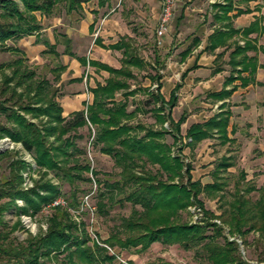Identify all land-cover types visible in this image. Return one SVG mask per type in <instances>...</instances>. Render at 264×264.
<instances>
[{
	"label": "trees",
	"instance_id": "obj_1",
	"mask_svg": "<svg viewBox=\"0 0 264 264\" xmlns=\"http://www.w3.org/2000/svg\"><path fill=\"white\" fill-rule=\"evenodd\" d=\"M88 1L19 0L23 6L19 11L15 1L0 0V44L42 29L34 12L48 17L60 5L65 13H78L82 10V3ZM212 8L215 15H226L231 10V1L215 3ZM250 27L253 31L255 24ZM229 37L214 30L208 37L207 49L225 45ZM59 42L64 46L63 53L73 57L70 41L63 34L60 41L48 46L44 54L59 59L55 50ZM113 48L120 46L117 43ZM188 52L186 50L183 56ZM78 60L82 65L87 63L83 58ZM121 63L118 69L94 63L106 70L109 76L104 84H97L91 89L93 99L85 109L74 111L67 117L62 115L57 90L52 88L50 82L39 79L34 72L27 70L21 59L10 66L8 75H1L0 95L3 98L0 100V118L6 119L7 123L0 121V138L6 137L20 144L32 157L36 167L32 171L21 158H11V153L6 150L0 152V264H107L114 261L106 248L97 242L88 245L90 239L84 224L80 222L78 225L71 216V211L78 207V195L83 191L80 184L91 182L85 176L89 165L84 150L77 145L82 138L79 130L86 128L91 134L90 126L94 128L91 134L93 144L99 152L111 157L119 169L117 180L103 183V189L98 194L97 212L105 217L107 204H112L116 196L119 204L127 202L131 205L130 214L114 227L105 244L141 253L159 242L177 245L186 251L194 250L196 254L203 255L207 264H251L242 259L234 242H227L221 237V228L211 221L216 215L204 209L199 198L204 194L209 199L223 200L224 179L221 174L233 166L232 160L222 157L217 162L210 174V183L201 184L193 180L191 165L184 161L181 154V125L185 116L181 115L177 121L171 117L180 84L174 85L169 98L165 100L159 93V77L154 75L155 92H150L148 96L154 104L152 111L160 127L155 129L139 123L131 125L135 113L126 109L127 98L134 95L128 83L133 78L129 68H142V64L129 51ZM65 68L59 60L56 61L51 69L54 82L60 81ZM119 92L122 99L118 100L116 95ZM230 92L221 91L212 96L222 99ZM229 116L230 112L224 109L202 123L191 124L185 132L188 139L185 146L195 147L214 136L220 139L221 144H226L230 141L227 137ZM167 135L172 139L170 144L165 141ZM4 160H8L6 175L2 173ZM27 171L38 173L39 178L33 181L29 177L33 185L24 189L23 174ZM50 173L56 181L70 187V195L63 200V205H52L63 195L60 188L47 179ZM235 184L233 200L225 201L226 207L221 208L218 218L231 235L243 237L244 245H247V236L256 233L255 245L264 247V189L255 188L245 180L244 173L240 174ZM253 191L257 194L255 199L249 196ZM18 201L21 206L17 205ZM191 206L202 208L205 227L183 220V213ZM45 208L50 209L45 230L35 235L29 233L20 241L14 234L23 229L20 217H34ZM10 210L16 216V221L11 225L5 219ZM206 230H209L208 233ZM262 261L264 258L259 262ZM149 264L170 263L160 261Z\"/></svg>",
	"mask_w": 264,
	"mask_h": 264
},
{
	"label": "rangeland",
	"instance_id": "obj_2",
	"mask_svg": "<svg viewBox=\"0 0 264 264\" xmlns=\"http://www.w3.org/2000/svg\"><path fill=\"white\" fill-rule=\"evenodd\" d=\"M12 1H15L18 4L19 11L23 9L19 0ZM186 1L187 0L175 1L173 19L166 33L168 41L171 40V50H169L167 46H164V41L162 43V40L160 41V44H157L155 30L158 19L156 22L149 19L147 13L140 12L139 20L138 22H135L137 23L136 27L140 31V35L138 37L137 46H134V54L145 61L146 64L143 69L144 74L154 75L155 73H158L159 76H168L171 78L172 84L179 81L183 69H180L178 66L177 62L179 56L175 51L185 39L187 33H190L193 29V25L197 21H202V19L207 21L208 14L210 13V4L207 0H199L200 12L197 14L190 10L193 8V5ZM182 6L186 8V15L176 23L175 19L179 17ZM117 11L118 5L114 12ZM34 14L36 15L42 29L31 35H26L19 39H9L3 44H0V79L2 78V74L8 75L10 73V66H12L16 60L21 59L23 66L27 70L34 72L35 76L39 79H45L50 82L52 88L57 90V99L60 100L66 93L65 84L68 77L63 73L62 81L57 83L54 82L51 69L59 59H55L51 54H44V51H46L48 46L56 43L57 32H60V34L63 33L64 35V32L68 27L67 25L72 23L76 25V21L79 19L72 13H65L64 8L60 5L57 9H54L53 13L48 17L43 16L39 12H34ZM144 15H146V17H143ZM125 21L126 19L124 18L123 22L126 23ZM146 30H149L150 32H147ZM80 46L81 44L77 46L79 49H76V55L82 54ZM55 49H58L61 52L60 56L63 54L62 46H55ZM169 51H171V53H169ZM156 55L158 60H162L163 57L165 59L166 57H169V62H172L171 68L166 69L165 67L164 73L162 74L160 73V66L157 64L159 62L154 59ZM65 59H67V57H65ZM135 74V79L129 80L134 95L127 98L126 107L128 112L134 111L135 113L130 124L135 125L139 123L147 127L153 126L157 129L160 126L155 121V115L152 111L154 104L151 103L148 96L150 92H155L156 83L154 86L152 84L148 86L147 81L144 80V74L137 70H135ZM193 88L194 86L186 87V90L177 93V104L173 107L171 116L177 121L182 114L185 115V122L181 125V135L183 137L181 154L184 157V161L191 165V175L193 180L199 181L201 184H207L212 181L210 174L213 171V167L222 157H225L227 152L232 151V147L234 146L228 144L222 146L214 137L202 141L195 147L185 146V142L188 141L185 136L187 128L193 123L202 122L215 112L213 102L207 97L198 98V96H195ZM2 96L3 95H0V100L3 98ZM118 98H122V96L119 94L117 95V99ZM0 121L3 124L7 123L6 119L3 117L0 118ZM164 127H166V124H164ZM90 129L91 134H93L94 128L90 126ZM79 133L82 135V138L77 141V145L84 150V157L89 165V171L85 176L89 177L91 182L80 184L79 187L83 191L78 195L79 204L75 210L71 211V216L78 225L80 222L84 224V230L90 239L88 245L97 242L99 245L105 247L107 254L114 257V261L107 264H127V262H130V264H149L160 261L170 264H207L202 254H196L194 250H183L177 245L169 246L155 242L146 251L136 253L135 250L132 249L121 250L117 247H109L104 243L114 227L118 226V224L121 223V220L130 214L131 205L127 202L119 204L118 196H116L112 204H107V215L105 217L97 212L98 194L99 191L103 189V183H112L117 180L119 169L114 165L111 157L99 152L98 147L93 144V136L89 134L86 128L80 129ZM140 134H142V132ZM165 141L168 144L172 143V139L168 135L165 137ZM235 148L237 147L235 146ZM5 150L11 153V158L19 157L28 164L32 171L35 169L36 166L32 157L23 150L20 144L13 143L6 137L0 138V152ZM236 151L238 153L235 154V158H230L232 159L233 166L221 174L222 179H224L223 194L225 197L223 200L218 201L217 198L209 199L204 196V194L199 195V198L203 203L204 209L212 211L216 215V218L211 221L221 228V237L227 242H234L237 245L242 259L246 263L264 264V261L259 262L261 258H264V247H257L254 243L257 234L252 233L248 235L246 238L247 245H244L242 243L243 237L236 234L231 235L229 229L225 225H222L218 218L222 211L221 208L223 209L226 207L225 201L229 202L233 200L232 195L236 185L235 183H237L241 173L245 174V180L250 181L255 188L264 189V157L260 159L259 156L252 157L249 154L244 158L242 154L240 156V153H242L240 148L236 149ZM256 151L258 150L256 149ZM174 153L175 149H173V154ZM7 163L8 160H4V162L2 161V173L4 175L8 172L6 167ZM32 171H27L23 174L25 178L23 183L24 189L30 188L33 185V182L29 180V177H31L33 181L38 180L39 178L38 173H33ZM94 173L97 174L93 175ZM47 179H50L52 184L57 185L60 188L63 196L59 200L63 201L69 197L70 187L68 184L63 183L62 181H56L51 173L47 176ZM249 196L255 199L257 194L253 191ZM17 205L21 206L22 204L18 201ZM90 208H92V210H90ZM12 211L13 210H10L5 216L9 225L16 221V216L11 213ZM49 215L50 209L45 208L34 217L21 216L20 220L23 229L16 231L14 234L21 241L26 238L29 233L32 235L41 233L46 228V219ZM183 220L194 224L204 225L205 227L206 220L204 218L203 210L198 206L187 208V212L183 213ZM206 231L208 233L209 230Z\"/></svg>",
	"mask_w": 264,
	"mask_h": 264
},
{
	"label": "crops",
	"instance_id": "obj_3",
	"mask_svg": "<svg viewBox=\"0 0 264 264\" xmlns=\"http://www.w3.org/2000/svg\"><path fill=\"white\" fill-rule=\"evenodd\" d=\"M140 1L90 0L82 3L81 12H71L79 20L76 21V25L73 23L67 25L64 35L70 41V50L74 56L64 54V46L60 42L56 46L63 47V54L60 56L61 52L55 49L59 54L60 63L66 67L63 73L68 77L65 84L66 93L60 100L57 99L64 117L74 111L85 109L93 99L91 89L97 84H104L108 78L109 73L94 63L118 69L126 52L135 53L134 46H137L140 35L135 22H138L140 12L147 13L149 19L157 22L160 0ZM198 1H186L193 5L190 10L196 14L200 12V1L199 3ZM207 1L210 4L207 21L205 19L197 21L175 51L179 56L178 66L183 69L179 81L172 84L170 77L154 74L159 77V93L167 100L175 84H180L177 93L183 92L186 87L194 86L195 96L207 97L213 102L215 112L212 115L224 109L230 112L227 128V137L230 141L226 144L234 147L232 151L226 153L225 157L235 158V154L238 153L236 149L240 148L242 152L240 156L242 154L245 158L250 154L252 157L259 156L262 159L264 157V0H230L231 10L226 15L221 13L215 15L212 8L213 4L224 3V0ZM117 5L118 11L114 12ZM174 8L175 3L171 21ZM185 9L181 7L179 17L175 19L176 23L186 15ZM124 18L126 23L123 22ZM252 24H255L253 31L250 29ZM216 29L230 37L227 38L225 45H218L213 50H208V37ZM167 31L160 41L162 40V43L164 41V46L171 50V40L167 39ZM60 35V32H57L56 42L59 41ZM117 43L120 48H113V45ZM79 44H81L82 54L76 55ZM186 50L189 52L183 56ZM79 58L85 59L86 65H82ZM138 59L141 61L142 68L131 66L129 69L133 78L129 80L135 79V70L144 74L143 69L146 63L141 58ZM154 59L159 62L157 64L160 66L161 74L164 73L165 67L170 69L172 66L169 57L158 60L156 55ZM62 74L60 81L63 78ZM154 75L144 74V80L147 81L148 86L155 85L156 82L152 80ZM130 90H132L131 85ZM221 91L231 92L222 99L212 96ZM119 94L121 95V93L117 95ZM222 105L224 108H221ZM214 138L221 144L217 136Z\"/></svg>",
	"mask_w": 264,
	"mask_h": 264
},
{
	"label": "built area",
	"instance_id": "obj_4",
	"mask_svg": "<svg viewBox=\"0 0 264 264\" xmlns=\"http://www.w3.org/2000/svg\"><path fill=\"white\" fill-rule=\"evenodd\" d=\"M175 1L176 0H161L160 15H159L157 27L155 30L157 44H160V38L167 31L170 25L171 16H172V8H173ZM57 204L63 205L65 203L61 200H56L52 203V205H57ZM90 210H92V208H90Z\"/></svg>",
	"mask_w": 264,
	"mask_h": 264
}]
</instances>
